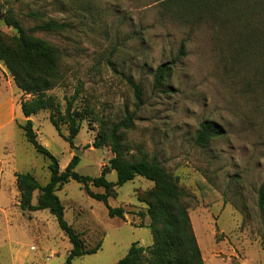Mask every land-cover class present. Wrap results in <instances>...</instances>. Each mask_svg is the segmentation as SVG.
Returning <instances> with one entry per match:
<instances>
[{"label": "rangeland", "instance_id": "obj_1", "mask_svg": "<svg viewBox=\"0 0 264 264\" xmlns=\"http://www.w3.org/2000/svg\"><path fill=\"white\" fill-rule=\"evenodd\" d=\"M232 4L228 12L218 7L216 17L198 19L186 8L196 7L192 0H0V41L15 46L18 38L5 17L24 30L50 18L65 23L61 31L29 32L60 52L59 78L48 93L63 108L65 97L79 89L73 107L84 119L72 144L64 140L67 124H60L59 135L48 110L29 117L59 165L77 149L75 171L98 176L112 156L107 141L92 146L99 121L109 126L134 113L124 133V153L131 159L155 156L185 192L204 264H264V205L257 203L264 181V0ZM36 11L38 17L30 15ZM167 61H173L172 68L154 88V69ZM127 77L139 86L140 101ZM30 98L0 60V104L6 103L0 116L11 118L0 125V167L8 175L11 169L30 172L44 184L49 161L19 127L25 121L20 101ZM205 119L221 125L224 134L198 145L195 136ZM105 177L115 182V170ZM4 185L0 264H65L71 244L55 216L48 209L21 210L16 184L5 180ZM152 186L143 176L116 185L107 204L123 208L120 218L110 217L107 204L87 195L82 183L65 182L56 191L64 219L86 248L100 243L95 253L75 257L72 264H111L133 242L150 245L147 205L136 194Z\"/></svg>", "mask_w": 264, "mask_h": 264}, {"label": "trees", "instance_id": "obj_2", "mask_svg": "<svg viewBox=\"0 0 264 264\" xmlns=\"http://www.w3.org/2000/svg\"><path fill=\"white\" fill-rule=\"evenodd\" d=\"M192 1L193 6L196 7L186 8L198 19L205 18V16L216 17L215 10H218V7H225L226 12L233 7V4L231 5L233 0ZM203 11H206L203 14L207 15H203L201 13ZM30 15L38 17V12H31ZM5 22L17 29L18 38L15 46L0 41V60L9 70L16 86L23 93L31 95L30 99L20 101L25 121L19 127L35 151L49 161L50 171L49 179L44 184H40L30 172L14 173L16 188L19 192V207L23 211L48 209L55 216L58 226L71 244L65 257V264H72L75 257L95 253L99 249L100 243L98 242L91 248L84 246L80 234L64 219V207L56 191L69 179H75L83 184L87 195L107 204V198L115 195V186L129 181L135 176H143L153 182L151 189L136 194L137 199L147 205L145 214L149 218L148 228L152 235V242L148 246L133 242L125 255L111 264H204L190 223L188 206L183 201L185 192L178 188L175 180L166 172L155 156L131 159L124 153V133L132 127L134 113L125 115L124 118L110 123L109 126H106L104 121H99V129L92 146L98 148L107 141L112 156L108 163L103 165L98 176L91 177L77 173L75 171L78 162L76 155H73L64 169L60 170L55 155L38 140L29 117L41 110H48L49 120L59 135H61L60 124H67L68 134L64 136V140L72 144L73 138L81 127V121L84 119L83 111L73 107L79 89L75 88L71 97H65L63 108L60 102L48 93L59 78L60 52L52 44L32 36L29 32L37 30L61 31L65 28V23H59L50 18L24 30L13 17H5ZM172 64L173 61H167L156 66L153 72L154 88H159L163 84ZM127 82L133 89L135 99L140 101L139 86L130 77H127ZM223 134L224 129L221 125L213 120L205 119L199 123L195 143L203 145L210 138ZM111 170L116 172L115 182L109 181L105 177ZM89 185L102 187L104 192H94L89 188ZM35 191H39V193L35 203H32ZM257 203L260 208L264 205V181L258 188ZM107 212L110 217H124L122 207H110L107 204ZM140 214L142 213L140 212Z\"/></svg>", "mask_w": 264, "mask_h": 264}, {"label": "crops", "instance_id": "obj_3", "mask_svg": "<svg viewBox=\"0 0 264 264\" xmlns=\"http://www.w3.org/2000/svg\"><path fill=\"white\" fill-rule=\"evenodd\" d=\"M5 105H6V103H2V104H0V113L3 112V111H1V110L3 109V107H4ZM6 108H7V107H6ZM6 108H5V109H6ZM17 110H19V108H17ZM8 114H9V111H8ZM10 120H11V118H10V114H9V116H8L7 118H4V117H1V116H0V125L7 124ZM63 163H65L64 166L61 165V164L59 165L60 170H62V169L66 166V163H68V162L64 161ZM15 172H16V171H12V169H11L10 174L8 175V172L4 169L3 166H1V167H0V187H1V186H5V185H4L5 180H10V181H12V182L15 184V175H14ZM16 253H19V254H20V252H17V251H16ZM14 256H15V255H14ZM15 260H16V257H15ZM13 264H14V263H13Z\"/></svg>", "mask_w": 264, "mask_h": 264}, {"label": "water", "instance_id": "obj_4", "mask_svg": "<svg viewBox=\"0 0 264 264\" xmlns=\"http://www.w3.org/2000/svg\"><path fill=\"white\" fill-rule=\"evenodd\" d=\"M75 155H79V151L77 149L75 150Z\"/></svg>", "mask_w": 264, "mask_h": 264}]
</instances>
